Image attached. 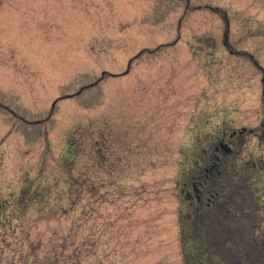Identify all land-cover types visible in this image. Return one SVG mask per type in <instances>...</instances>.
Returning a JSON list of instances; mask_svg holds the SVG:
<instances>
[{
  "label": "rangeland",
  "instance_id": "obj_1",
  "mask_svg": "<svg viewBox=\"0 0 264 264\" xmlns=\"http://www.w3.org/2000/svg\"><path fill=\"white\" fill-rule=\"evenodd\" d=\"M0 201V264H264V0H0Z\"/></svg>",
  "mask_w": 264,
  "mask_h": 264
},
{
  "label": "trees",
  "instance_id": "obj_2",
  "mask_svg": "<svg viewBox=\"0 0 264 264\" xmlns=\"http://www.w3.org/2000/svg\"><path fill=\"white\" fill-rule=\"evenodd\" d=\"M7 205H8L7 203L0 201V227H3L4 229H6L7 227L13 229L15 226H12V222L16 226H18L17 225L18 222H20V225L24 224L25 222L22 218L20 219V217H14L10 214L11 210L9 209V207H7ZM179 216H180V226H184V225L186 226L187 218L185 217V215H183V213L181 212ZM15 221H16V224H15ZM181 237H182V242H183L185 235ZM55 244H57V242ZM71 251L72 250H70L69 255L67 257H64L65 254L63 253V247L59 253L58 251L55 250L54 257L52 258L47 257V260L49 261L45 264H70L69 261L71 260L74 261V264H79L77 262L79 258L77 257L83 256L82 251H78L77 253H75V258ZM199 253L200 252L198 250L192 248L188 244H184L182 254L184 256L185 264H193L190 259L192 258L197 259V256H198L197 254ZM71 256H72V259H71Z\"/></svg>",
  "mask_w": 264,
  "mask_h": 264
},
{
  "label": "flooded vegetation",
  "instance_id": "obj_3",
  "mask_svg": "<svg viewBox=\"0 0 264 264\" xmlns=\"http://www.w3.org/2000/svg\"><path fill=\"white\" fill-rule=\"evenodd\" d=\"M225 145V150L227 151V152H229V151H231L232 150V148H230L231 147V144L229 143V142H220V144L217 146V151L219 152V151H221V150H223L222 148H221V145ZM222 157L221 156H219L218 155V159L220 160ZM218 161H216L215 160V163L213 164V166L211 167V168H207L206 169V171L207 172H210L212 169L214 170L217 166H218ZM202 192H203V189H202ZM189 193V192H188ZM190 194V193H189ZM191 195V194H190ZM202 196H199L198 197V199H199V202L201 203V207L199 208V210H198V214H201V215H203V211L205 210V208L207 207V206H210V204H211V202H207V206L205 207L204 205V203H203V198H201ZM192 203V202H191ZM202 220H203V217L201 218Z\"/></svg>",
  "mask_w": 264,
  "mask_h": 264
}]
</instances>
